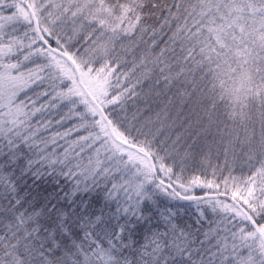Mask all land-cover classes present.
<instances>
[{
    "label": "snow or ice",
    "instance_id": "6c2138e0",
    "mask_svg": "<svg viewBox=\"0 0 264 264\" xmlns=\"http://www.w3.org/2000/svg\"><path fill=\"white\" fill-rule=\"evenodd\" d=\"M0 264H264V0H0Z\"/></svg>",
    "mask_w": 264,
    "mask_h": 264
},
{
    "label": "trees",
    "instance_id": "16d2710c",
    "mask_svg": "<svg viewBox=\"0 0 264 264\" xmlns=\"http://www.w3.org/2000/svg\"><path fill=\"white\" fill-rule=\"evenodd\" d=\"M195 191H196V190H195ZM196 193H197V194H202V192H201V191H198V190L196 191Z\"/></svg>",
    "mask_w": 264,
    "mask_h": 264
},
{
    "label": "rangeland",
    "instance_id": "374dc122",
    "mask_svg": "<svg viewBox=\"0 0 264 264\" xmlns=\"http://www.w3.org/2000/svg\"><path fill=\"white\" fill-rule=\"evenodd\" d=\"M61 130H63V129H61ZM197 190H198V191H201V192H203V191H204V190H201V189H196V191H197Z\"/></svg>",
    "mask_w": 264,
    "mask_h": 264
}]
</instances>
